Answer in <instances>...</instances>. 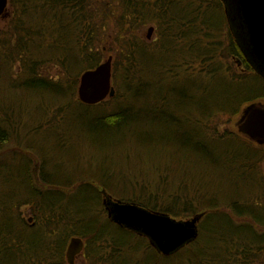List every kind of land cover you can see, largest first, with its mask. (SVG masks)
Instances as JSON below:
<instances>
[{
  "label": "trees",
  "instance_id": "trees-1",
  "mask_svg": "<svg viewBox=\"0 0 264 264\" xmlns=\"http://www.w3.org/2000/svg\"><path fill=\"white\" fill-rule=\"evenodd\" d=\"M9 7L0 28V264H68L75 236L84 239L88 264H264V146L218 128L219 118L264 101V77L244 58L225 1L9 0ZM150 25L155 40L143 34ZM104 42L116 46V93L87 105L78 98L80 78L105 60ZM51 66L60 73L50 74ZM29 95L47 99L45 108L16 105ZM75 106L84 112L69 127L85 146L138 140V124L166 122L171 135L140 144L190 153L210 174L173 179L164 165L153 166L149 180H132L110 166L76 177L69 154L59 155L76 137L56 128ZM47 129L62 137L51 159L35 140ZM106 197L180 220L203 212L199 237L164 256L109 219Z\"/></svg>",
  "mask_w": 264,
  "mask_h": 264
},
{
  "label": "water",
  "instance_id": "water-1",
  "mask_svg": "<svg viewBox=\"0 0 264 264\" xmlns=\"http://www.w3.org/2000/svg\"><path fill=\"white\" fill-rule=\"evenodd\" d=\"M226 13L235 27L238 42L251 58L254 69L264 77V0H224ZM9 0H0V17L6 15ZM154 27L148 30L151 39ZM241 40V41H240ZM113 55L99 66L86 70L80 78L78 98L87 105H95L115 96L113 85ZM240 64V62H239ZM236 122L238 132L251 141L264 143V101L246 105ZM108 217L115 224L145 236L157 251L170 256L199 237L200 222L205 213L178 220L166 213L152 211L135 203L112 197L104 199ZM31 220V219H30ZM84 239L72 237L67 248V260L73 264L83 254Z\"/></svg>",
  "mask_w": 264,
  "mask_h": 264
},
{
  "label": "rangeland",
  "instance_id": "rangeland-1",
  "mask_svg": "<svg viewBox=\"0 0 264 264\" xmlns=\"http://www.w3.org/2000/svg\"><path fill=\"white\" fill-rule=\"evenodd\" d=\"M11 17H12V10L9 7L6 15L0 17V28L2 29L6 28L9 24ZM150 27L152 26L150 25L144 29L143 34L145 37H147L148 30ZM156 34L157 33L155 32V28H154V32L152 34L151 40L156 39L157 37ZM111 45L112 44L108 42H104L103 45L104 47L102 48H104L105 60L108 59L110 55H113V59H114V55H117V52H115L116 46L112 45L114 47L113 49L110 48ZM238 66L239 68L242 67L241 65ZM49 72L52 75H58L60 73V68L57 66H51ZM46 101L47 99L43 102L42 98L37 100L36 96L34 95H29L26 97L17 96L16 105L22 109L37 111L42 106L45 108L47 104ZM82 112L84 111H82L80 107H76V106L73 107L68 114V118H66V120H63L62 122L59 123V125L56 126L58 131H61L62 134L63 132L65 133L64 136L65 138L76 137L77 132L74 129H71L69 127V124L78 123L77 121L75 122L76 115L74 114H80ZM239 118H240L239 116L236 118H229L227 116L219 118L218 119L219 130L220 131H224L226 129L238 130L236 126V122L238 121ZM164 124L166 125V122H161L160 124L150 121L142 122L135 127V130L137 129V132L141 135L138 138V140L129 139L128 142L126 143L125 141H119V142L117 141L114 142L112 145L111 144L103 145V146L96 145L97 147H90V146H85L84 143L81 141L80 137H76L72 143H68L64 149L63 148L60 149V152H64V153H60L59 155H63L65 157V155L69 154V158L68 161L66 162L67 163L66 165L68 169L71 171H73L74 169L80 170L79 174L76 173L77 174L76 177H81L84 172H89V171H93L97 176H101L102 175L101 170L110 166L112 167L116 166L120 170L127 172V175H129V178L132 180L136 178H144L146 180H149L148 173L154 171L153 166H155L160 170V168H164V165H167V167L171 168L169 174L172 176L173 179H180V177L184 175L185 177H187V180L194 181L202 178L201 175L206 176L207 174H210V171H208L210 165L203 160L201 161L199 160L200 162L203 163L198 164L195 159H191L194 156H192L190 153H186L185 151L182 150L180 152L179 150L173 148H168V149H163L162 147H157L155 149L146 148V146L140 144V140L142 138L146 139V141L148 142L149 138L154 137L155 139H160L166 133L171 135L172 128L165 130L163 128ZM59 138L61 139L62 137L56 131H54L53 129H47L46 131H43L42 133L37 135L35 137V140L40 146H42L41 148H44V151L46 152L47 156L51 159L52 157H57V156H53V154L58 155L55 149L58 143L60 142ZM205 163H207V165ZM205 168H207V170L202 171ZM116 178L117 180L121 179V177L118 176H116ZM149 182L155 185L157 184L156 181H149ZM114 189L116 190V186L114 187ZM193 215L194 214H191L188 217L184 218L183 220L189 219ZM22 216L25 219V221L29 224V226H35L36 220L31 214L30 208L23 207ZM137 239L138 238H136L135 240ZM83 257H84L83 254L78 255L75 258L74 263L77 261L76 264H81L82 263L81 260L85 259L86 264H88L89 260ZM144 257L154 258L155 254L149 253L144 255ZM161 264H164L163 261L161 262Z\"/></svg>",
  "mask_w": 264,
  "mask_h": 264
},
{
  "label": "flooded vegetation",
  "instance_id": "flooded-vegetation-1",
  "mask_svg": "<svg viewBox=\"0 0 264 264\" xmlns=\"http://www.w3.org/2000/svg\"><path fill=\"white\" fill-rule=\"evenodd\" d=\"M148 40H151V39H148ZM241 41V40H240ZM239 43V42H238ZM241 43V42H240ZM240 43H239V46H241L240 45ZM242 47V46H241ZM241 51H242V53H243V55H244V58L245 59H247V61L250 63V61H249V59H251V58H249L246 54H245V51L241 48ZM237 59H239V58H237ZM239 65H241V63L239 64ZM255 143H257V142H255ZM258 145H261V146H264V143L263 144H259V143H257ZM83 256L85 257V254H84V251H83ZM83 257V258H84ZM82 261V263L81 264H86V260L84 259H82L81 260ZM77 263V261L74 263V264H76Z\"/></svg>",
  "mask_w": 264,
  "mask_h": 264
}]
</instances>
